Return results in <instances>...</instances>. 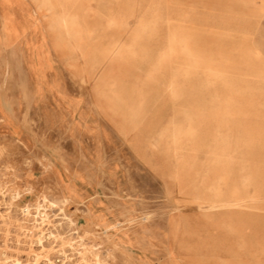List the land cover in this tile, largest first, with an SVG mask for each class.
<instances>
[{"label": "rangeland", "instance_id": "1", "mask_svg": "<svg viewBox=\"0 0 264 264\" xmlns=\"http://www.w3.org/2000/svg\"><path fill=\"white\" fill-rule=\"evenodd\" d=\"M43 226L75 264H264V0H0V264L52 261Z\"/></svg>", "mask_w": 264, "mask_h": 264}, {"label": "built area", "instance_id": "2", "mask_svg": "<svg viewBox=\"0 0 264 264\" xmlns=\"http://www.w3.org/2000/svg\"><path fill=\"white\" fill-rule=\"evenodd\" d=\"M46 212L48 211L47 210L38 211L37 209L35 210L34 208L30 206L28 207L25 205L19 210V216H20V219H22L25 222L27 221L40 222L46 218L45 217ZM48 229L49 227L43 226V231L40 233H37V235L39 234L38 238H40L42 244L43 243L48 244L49 247L52 250H54L55 258L52 261H42L41 264H75L76 263L75 261L80 258L78 251H76L78 247V243H79V241L76 240V237H77L76 235H78L77 232L75 231L72 234V239H71L72 241H70V247H68L67 249H61L57 241H55L53 234L51 233L52 230L50 229V231L46 232V230ZM33 232L34 231L32 232L27 231L25 235L27 237L32 236L34 238L35 236ZM73 237H74V240H73ZM37 242L38 241H36L35 243Z\"/></svg>", "mask_w": 264, "mask_h": 264}, {"label": "bare ground", "instance_id": "3", "mask_svg": "<svg viewBox=\"0 0 264 264\" xmlns=\"http://www.w3.org/2000/svg\"><path fill=\"white\" fill-rule=\"evenodd\" d=\"M68 223H69V225L73 226V222L72 221L71 222L69 221ZM39 243H41V241ZM97 261H98V259H97Z\"/></svg>", "mask_w": 264, "mask_h": 264}, {"label": "crops", "instance_id": "4", "mask_svg": "<svg viewBox=\"0 0 264 264\" xmlns=\"http://www.w3.org/2000/svg\"><path fill=\"white\" fill-rule=\"evenodd\" d=\"M63 199H64L65 201H67V198H66V197H64Z\"/></svg>", "mask_w": 264, "mask_h": 264}]
</instances>
